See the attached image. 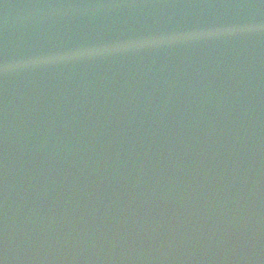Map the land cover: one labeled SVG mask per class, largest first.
<instances>
[{"label":"water","instance_id":"obj_1","mask_svg":"<svg viewBox=\"0 0 264 264\" xmlns=\"http://www.w3.org/2000/svg\"><path fill=\"white\" fill-rule=\"evenodd\" d=\"M0 264H264V0H0Z\"/></svg>","mask_w":264,"mask_h":264}]
</instances>
